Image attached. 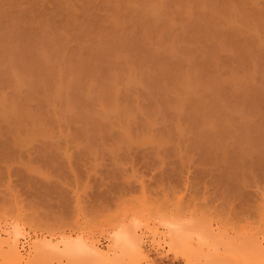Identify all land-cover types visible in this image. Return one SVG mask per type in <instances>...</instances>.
<instances>
[{
    "label": "rangeland",
    "instance_id": "1",
    "mask_svg": "<svg viewBox=\"0 0 264 264\" xmlns=\"http://www.w3.org/2000/svg\"><path fill=\"white\" fill-rule=\"evenodd\" d=\"M0 35V264H208L204 224L264 240V157L234 147L243 123L264 142V0H0Z\"/></svg>",
    "mask_w": 264,
    "mask_h": 264
},
{
    "label": "bare ground",
    "instance_id": "2",
    "mask_svg": "<svg viewBox=\"0 0 264 264\" xmlns=\"http://www.w3.org/2000/svg\"><path fill=\"white\" fill-rule=\"evenodd\" d=\"M203 1H204V0H203ZM205 2H206V1H205ZM148 3H149V2H148ZM196 3H198V2H196ZM199 3H201V2H199ZM205 4H206V3H205ZM148 5H149V4H148ZM150 5H151V4H150ZM203 5H204V4H203ZM151 6H152V5H151ZM149 7H150V6H149ZM14 25H15V24H14ZM15 26H16V25H15ZM11 28H12V27H11ZM12 30H13V29H12ZM4 35H5V34H4ZM4 35H2V37H1V35H0V37L2 38L1 40H3V38H4L3 36H4ZM8 35H9V34H8ZM8 35H7V34L5 35V38H4L5 40H8V39L6 38V36L8 37ZM17 36H18V35H17ZM19 36H20V35H19ZM19 36H18V38H21V37H19ZM22 37H23V36H22ZM27 37H28V36H27ZM12 38L14 39V37H12ZM12 38H11V39H12ZM30 38H31V37H30ZM30 38H29V39H30ZM34 38H35V36H34ZM31 39H32V38H31ZM5 40H3V41H5ZM9 40H10V39H9ZM21 40H22V39H21ZM25 40H27L26 37H25ZM5 42H7V41H5ZM12 42H13V41H12ZM17 42H20V41H17ZM0 43H1V42H0ZM8 43H9V42H8ZM14 43H15V40H14ZM26 43H27V42H26ZM30 43H31V41H30ZM30 43H29V45H30ZM2 44H3V43H2ZM4 44H5V43H4ZM6 45H7V43H6ZM6 47H7V46H6ZM8 47H9V45H8ZM8 47H7V48H8ZM11 47H12V46H11ZM8 49H9V48H8ZM10 49H11V48H10ZM5 50H7V49H5ZM8 51H9V50H8ZM12 51H14L13 48H12ZM27 51L29 52V50H27ZM6 53H7V55L9 54V52H6ZM6 53H5V54H6ZM29 53H30V52H29ZM3 56H4V54H3ZM27 56H28V55H27ZM93 57H94V56H93ZM93 57H92V58H93ZM98 57H100V56H98ZM89 58H90V57H89ZM94 58H95V57H94ZM94 58H93L92 60L95 61L96 63H95V62L93 63V62L91 61L92 63H91L90 65L93 64V66H94V64L97 65V64L99 63V61H98V62L96 61V60H97V56H96V60H94ZM79 59H80V58H79ZM87 59H88V58H87ZM87 59H86V60H87ZM20 60H21V59H20ZM20 60H19V61H20ZM24 60H25V59H24ZM24 60L22 59L21 61H24ZM90 60H91V59H90ZM90 60H88V61H90ZM98 60H100V62H102V61H101L102 59L99 58ZM21 61H20V63H18V66H19V64H20V66H19L20 69H21ZM82 61L84 62L85 60H82ZM103 61H104V60H103ZM45 62H46V61H45ZM78 62H79V61H78ZM34 63H35V62H34ZM48 63H49V61H48ZM102 63H105V62H102ZM102 63H100L99 65H102ZM22 64H25V62L22 63ZM41 64H42V63H41ZM44 64H45V63H44ZM44 64H42V65H44ZM49 64H50V63H49ZM80 64L83 65L82 63H79V65H80ZM207 64H208V63H207ZM25 65H26V64H25ZM27 65L29 66L28 63H27ZM30 65H31V64H30ZM38 65H39V64H38ZM38 65H35V66H38ZM77 65H78V64H77ZM77 65H75V66L78 67L79 65H78V66H77ZM99 65H97V66H99ZM28 66H25V67L23 66V69H22V71H21V73H23V71L26 72V73H24V75L26 74L27 77H28V75H30L29 77H31L32 75H35V73L38 74V75L36 74L37 76L35 75L36 77L34 76L35 78H37V77L40 78L41 76H42V77L45 76V74H43L42 72H39V73L41 74V76H39L40 74H39L38 71L36 70L37 68H35V66H34V67H33L32 65H31V67H30V66L28 67ZM47 66H48V65H47ZM102 66H103V65H102ZM76 67H75V69H76ZM80 67H81V66H80ZM85 67H86L85 64H84V67H81V68H83V71H84V69L86 70V69L88 68L87 70H89V69L91 68V66H90V68H89V67L85 68ZM94 67H96V66H94ZM104 67H105V65H104ZM5 68H6V67H5ZM7 68H9V67H7ZM24 68H26V70H25ZM28 68H29L30 71H31V68H32V69L34 68L33 71H34V70H36V71H34V72L31 71V72H32V74H31V73L29 72V70H27ZM92 68H93V67H92ZM97 68H98V67H97ZM73 69H74V68H73ZM75 69H74V70H75ZM93 69L96 70V68H93ZM101 69H103V67H102ZM17 70H18V69H17ZM74 70L72 71V69H71V70H70L71 72H68V73H70L69 75H71V73H72V75H74V74H73V73H75ZM103 70H105V69H103ZM108 70H109V68H108ZM173 70H174V68H173ZM49 71H50V70H49ZM51 71L54 72L53 70H51ZM76 71H77V70H76ZM78 71H79L80 73H79ZM78 71H77V73H75V74L81 76V72L83 73L82 69H81V71H80V70H78ZM89 71H90V70H89ZM99 71H101V70H99ZM106 71H107V70H106ZM106 71H105V72H106ZM4 72H5V71H4ZM18 72H19V74H20V71H18ZM86 72H87V71H86ZM86 72H84V74H86L87 77L83 74V76H85V80H84V77H83V76L79 77V78H82V77H83V78H82L83 80H81L82 82H84V81L87 82L86 78H89V75H93L94 73H96V71L93 72L92 69H91L90 72H91V73L93 72V74H90V72H89V75H87L88 72H87V73H86ZM8 73L10 74V68H9V72H8ZM29 73H30V74H29ZM45 73H46V72H45ZM102 73H103V72L101 71V74H102ZM27 74H28V75H27ZM48 74H49V72H48ZM48 74H46V75H48ZM50 74H51V72H50ZM50 74H49V75H50ZM55 74H56V73H55ZM98 74H100V73H98ZM104 74H108V72H107V73H104ZM104 74H103V75H104ZM166 74H168V73H166ZM21 75H22V74H21ZM72 75H71V76H72ZM77 75H76V76H77ZM94 75H97V74H94ZM19 76H20V75H19ZM26 76H25V77H26ZM52 76L54 77V74H51V75H50V80H51V81L54 80V78L51 79ZM168 76H169V75H168ZM168 76H167V77H168ZM21 77H22V76H21ZM25 77H24V78H25ZM45 77H47V76H45ZM45 77H44V78H45ZM77 77H78V76H77ZM18 78H19V77H18ZM91 78H92V77H91ZM91 78H90V80H91ZM14 79H15V78H14ZM14 79H13V80H14ZM27 79H28V78H25L24 80L26 81ZM45 79H46V78H45ZM47 79H48V78H47ZM47 79H46V81H47ZM16 80H17V79H16ZM16 80H15V83H16ZM22 80H23V79H22ZM24 80H23V82H24ZM32 80L35 82L34 85H32L33 83H31V82H33V81H31V78H29V79L26 81L25 84H30L32 87L29 85V88H31V89L33 88L32 90L34 91V88H35V90H36V87H33V86L40 85L41 82H40V84H39V81H38V84L36 85V82H37V81L34 80V79H32ZM41 80H43V79L41 78ZM28 81H29L30 83H28ZM46 81H45V82H42V83H44V84H41V85H45L46 87H49V86L46 85L49 81H47V82H46ZM88 81H89V80H88ZM77 82H78V78H77ZM77 82H75V83H77ZM86 82H84L83 84H85ZM17 83H18V82H17ZM17 83H16V84H17ZM51 83H52V82H50V84H51ZM78 83H79V82H78ZM79 84H80V83H79ZM51 85H52V84H51ZM51 85H50V86H51ZM80 85H81V84H80ZM88 85H89V82H88ZM46 87L44 88L45 90L47 89ZM52 87H53V86H52ZM78 87H79V86H78ZM80 87H81V86H80ZM85 87H86V86H85ZM88 87H89V86H88ZM39 88H40V86L37 88L36 92H38V89H39ZM41 88H42V87H41ZM105 88H106V89H107V88H112V89H113V87H111V86H110V87H105ZM48 89H49V88H48ZM74 89H75V88H74ZM81 89H82V87H81ZM83 89H84V86H83ZM106 89H105V90H106ZM50 90H51V89H50ZM50 90H48L49 93H50ZM76 90H78V89H76ZM109 90L111 91V89H109ZM109 90H108V91H109ZM79 91H81V90H79ZM86 91H87V90H86ZM89 91H90V90H89ZM103 91H104V90H103ZM75 92H76V91H75ZM77 92H78V91H77ZM104 92H106V91H104ZM104 92H103L102 94H104ZM47 93H48V92H47ZM81 93H82V92H81ZM108 93L110 94L111 92H108ZM45 94H46V93H45ZM74 94H75V93H74ZM74 94H72V98L74 97ZM77 94H78V93H76V95H77ZM87 94H89V93L87 92ZM100 94H101V93H100ZM105 94L108 95L107 93H105ZM81 95H82V94H81ZM257 95H258V94H257ZM103 96H104V95H103ZM249 96H250V95H249ZM106 97L108 98V96H106ZM75 98L79 99L78 97H75ZM75 98H74V99H75ZM85 98H86V97H85ZM98 98H99V97H98ZM102 98H103V97H102ZM110 98H111V97H110ZM113 98H114V97H113ZM242 98H243V97H242ZM245 98L247 99L246 96H245ZM74 99H73V100H74ZM80 99H81V97H80ZM86 99H87V98H86ZM99 99H100V98H99ZM104 99H105V98H103L102 100H104ZM243 99H244V98H243ZM249 99H250V98H249ZM253 99H255V98H253ZM88 100H89V99H88ZM106 100H107V99H106ZM79 101H80V100H79ZM81 101H82V99H81ZM241 101H242V100H241ZM248 101H249V100H248ZM253 101H254V100H253ZM256 101H257V100H256ZM71 102H73V101H71ZM86 102H87V100H86ZM238 102H240V100H239ZM245 102H246V100H245ZM75 103H78V102H75ZM83 103H84V101H83ZM83 103H82V105H83ZM250 103H252V102H250ZM254 103H255V101H254ZM72 104H74V103H72ZM84 104H85V103H84ZM239 104H240V103H239ZM242 104H243V103H242ZM88 105H89V104H88ZM88 105H87V106H88ZM256 105H257V104H256ZM214 106H215V105H214ZM245 106H246V105H245ZM245 106H244V107H245ZM249 106H250V105H249ZM211 107H212V111H213V105H212ZM215 107H216V106H215ZM215 107H214V110L216 109ZM246 107H247V106H246ZM250 107H251V106H250ZM217 108H218V107H217ZM256 109H257V108H256ZM201 110H202V109H201ZM203 111H204V110H203ZM216 111H217V110H216ZM198 112L201 113L200 110H199ZM198 112H194V114H192V115L196 116L195 114L198 113ZM214 112H215V111H214ZM249 112H250V109H249ZM251 112H252V111H251ZM253 112H255V111H253ZM257 113H258V111H257ZM201 114H202V113H201ZM201 114H200V115H201ZM252 115H253V113H252ZM254 115H255V114H254ZM203 116L205 117V115H203ZM256 116H259V114L256 115ZM191 117H192V116H191ZM196 117H197V116H196ZM199 117H200V116H199ZM201 117H202V115H201ZM91 118H92V117H91ZM194 118H195V117H194ZM197 118H198V117H197ZM197 118H196V119H197ZM80 119H82L81 121H83V118L80 117ZM189 119H190V117H189L187 120H189ZM196 119H195V121H196ZM202 119H203V118H202ZM78 120H79V119H78ZM78 120H77V121H78ZM190 120H191V121H192V120L194 121V119H192V118H191ZM198 120H199V119H198ZM198 120H197V122L200 121V123L202 122V124L198 123L197 125L200 124V125H202L203 127L207 126V125L210 123V122H209V123L207 124L208 121L206 122L205 120H207V119H205V118H204L203 120H199V121H198ZM208 120H209V119H208ZM91 121H93V120H91ZM204 121H205L206 123H205ZM84 122H85V121H83V123H84ZM79 123H80V122H79ZM83 123H82V124H83ZM86 123H88L87 120H86ZM86 123H85V124H86ZM89 123H91L90 125H92V122H89ZM89 123L86 124L87 127L89 126ZM204 123H205V125H203ZM94 124H96V123H94ZM189 124H190V123H189ZM191 124H194V123L191 122ZM191 124H190V125H191ZM210 124H211V123H210ZM239 124H240V123H239ZM239 124H238V125H239ZM243 124H244V123H243ZM243 124H240V125L243 126ZM255 124H256V123H255ZM96 125H97V124H96ZM194 125H195V124H194ZM197 125H196V126H197ZM257 125H258V124H257ZM83 126H84V124H83ZM192 126H193V125H192ZM236 126H237V123H236L235 127H236ZM242 126H241V130H242V128H243L244 126H246V129H245L246 131L243 130L244 132H242V131L239 129V128H240V126H239V128H237V129H239L240 132H241L242 134L240 135V137L234 135V136L238 137V138H235V137H234V138L236 139V140L234 139V141L237 143L236 145H234V147H235V146L238 147V148L240 149V151H239L238 148H237V150H238L239 152H238V151L235 152L236 148H234V149L231 150V151H232V152L234 151L236 155L239 154L240 156L242 155V157H245L244 155H247V157H248V156H251V153H252L251 150H252V148H255V149H258V152H259V153L257 152V153H258L257 156H258V157H264V144H263L264 142L262 141V138H261L262 134H260V133H261L260 130L257 128V129L254 131L252 128L255 129L257 126L251 125V126H253V127H248V128H251V129H248V131L250 132V133H249V132L247 131L248 123H247L246 125H244L243 127H242ZM249 126H250V125H249ZM90 127H91V128L93 127L94 129L96 128V127H94V126H90ZM97 127H98V125H97ZM237 127H238V126H237ZM88 128H89V127H88ZM217 128H220V125H219ZM222 128H223V126H222L221 129L219 130L220 133H221V130H222V132H223V129H225V131H226V129H227V128H225V127H224L223 129H222ZM81 129L86 130L87 128H85V129H84V128H81ZM228 129H229V128H228ZM228 129H227V131H228ZM237 129H236V130H237ZM83 130H81V131H83ZM90 130L93 132L92 129H89L88 132H90ZM251 130H253L254 132L251 131ZM77 131H78V130H77ZM227 131H226V132H227ZM84 132H85V131H83V133H84ZM86 132H87V131H86ZM217 132H218V131H217ZM226 132H225V133H226ZM236 132H237V135H238V131H236ZM240 132H239V133H240ZM246 132H247V133H246ZM200 133H201V131H200ZM206 133H207V131L205 132V135H206ZM230 133H231V132H230ZM248 133H249V134H248ZM80 134H81V133H80ZM89 134H90V133H89ZM202 134H203V133H202ZM207 134H208V133H207ZM222 134H223V133H222ZM231 134H232V133H231ZM231 134H230V136H229L230 138L233 136V135L231 136ZM85 135H86V134H85ZM199 135H200V134H198L197 136L199 137ZM203 135H204V134H203ZM203 135H202V136H203ZM205 135L203 136L202 140H204ZM208 135H209V136H210V135L212 136L213 133H212V134H208ZM215 135H216V134H215ZM219 135H221V134H219ZM225 135H226V136H225ZM228 135H229V132H228ZM228 135H227V134H224L225 139H226V137H227ZM83 136H84V134H83ZM86 136H87V135H86ZM211 136H210V137H211ZM213 136H214V135H213ZM198 137H196V138H198ZM214 137H215V136H214ZM218 137H220V136H218ZM194 138H195V137H194ZM194 138H193V139H194ZM199 138H201V136H200ZM208 138H209V137H207V139H208ZM263 138H264V136H263ZM211 139L213 140V142H215L214 139H216V138H214V139L211 138ZM222 139H224V138H222ZM225 139H224V141H225ZM231 139H232V138H231ZM197 140H199V141H197ZM202 140L200 141V139H196V140L194 139V142H195V141H196V143L199 142V144L197 143V144H198L197 146H199L200 144H202ZM208 140H210V138H209ZM208 140H207V141H208ZM212 140H210V142H212ZM220 140H221V139H220ZM220 140H219V141H220ZM263 140H264V139H263ZM205 141H206V138H205ZM205 141H204V142H205ZM222 141H223V140H222ZM222 141H221V142H222ZM261 141H262V142H261ZM208 142H209V141H208ZM213 142H212V146H213ZM221 142H220V143H221ZM196 143H193V144H196ZM217 143H218V142H217ZM203 144H204V147H209V146H207L208 144H207L206 142L203 143ZM203 144H202V145H203ZM205 144H206V145H205ZM209 144H210V143H209ZM215 144H216V143H215ZM222 144H223V143H221L220 146H221ZM202 145H201V146H202ZM217 145H218V144H217ZM192 146H193V145H192ZM194 146H195V145H194ZM201 146H200V148H201ZM204 147L201 148V149H204ZM210 147H211V146H210ZM213 147H214V148H213ZM213 147H212L213 149H216L215 147H217V146H213ZM232 147H233V146H232ZM194 148H196V146H195ZM200 148H198V150H199ZM218 148L220 149V152H222V151H221V148H222V147L220 148L219 145H218V147H217V149H216L215 151H218V150H219ZM206 149H208L209 151H208V150H203V151H205V152L208 151V153H210V149H209V148H206ZM222 150H223V148H222ZM226 150H227V149H226ZM226 150H225V151H226ZM213 151H214V150H212V152H213ZM231 151H230V152H231ZM248 151H250L251 153H249ZM228 152H229V151H227V155H228ZM240 152H241L242 154H241ZM247 153H248L249 155H248ZM214 154H215V153H214ZM224 154H225V153H224ZM224 154H223V155H224ZM235 154H234V155H235ZM223 155H222V156H223ZM236 155H235V156H236ZM219 156H220V155H219ZM235 156H234V157H235ZM220 157H221V156H220ZM220 157H219V158H220ZM229 157H231V159H232V161H233V154H232V153H230V156H229ZM229 157H226V154H225V158H228V159H229ZM236 157H238V159L236 158V160H242V159H243V158L240 159L239 156H236ZM258 157H257V158H258ZM224 160H225V159H224ZM236 160H235V163L238 162V161L236 162ZM225 161H226V160H225ZM229 161L231 162V160H229ZM227 162H228V161H227ZM260 162L263 163L264 160H263V161L260 160ZM232 163H233V162H232ZM232 163H231V164H232ZM225 164H227V163H225ZM228 164H230V163H228ZM256 164H257V162H256ZM258 164H259V163H258ZM232 165H233V164H232ZM241 165H243V164H241ZM228 166H229V165H228ZM235 166L238 167V165H235ZM235 166H234V167H235ZM243 166H245V165H243ZM243 166H240V168L243 167ZM224 167H225V166H224ZM237 167H235L234 170H236V171L238 172ZM230 168H231V167H230ZM238 168H239V167H238ZM240 168H239V170H240ZM243 168H244V167H243ZM223 169H224V168H223ZM227 169H228V168H227ZM227 169H226V170H227ZM231 170H233V168H231ZM234 170H233V171H234ZM227 171H229V169H228ZM230 173H231V172H230ZM232 173H233V172H232ZM235 173H236V172H235ZM226 174H228V172H227ZM226 174H225V175H226ZM234 175H235V174H233L232 176H234ZM223 176H224V175H223ZM226 176H227L226 178L229 177V175H226ZM224 177H225V176H224ZM220 178H221V177H220ZM228 179H229V178H228ZM223 180H224V179H223ZM225 180H226V179H225ZM206 215H207V214H206ZM204 216H205V215H204ZM186 219H187V218H186ZM192 219H193V218H192ZM205 219H206V218H205ZM190 220H191V219H190ZM194 220H195V219H194ZM187 221H188V220H187ZM191 221H192V220H191ZM198 221H199V219H198ZM204 221H205V220H204ZM208 221H209V220H208ZM193 222H194V221H193ZM198 223H199V222H198ZM198 223H197V225H198ZM206 223L209 224V222H206ZM190 224H191V223H190ZM190 224H189V225H190ZM220 224H221V223H219L218 225H220ZM181 225H183V226H182L183 229H188V228L185 227V224H180V227H181ZM189 225H188V226H189ZM201 225H202V224H201ZM188 226H187V227H188ZM190 226L193 227V228H195V227L197 228V226H196V225L194 226L193 224H191ZM190 226H189V227H190ZM205 226H206L205 224H204V227H202V228H201V226H200V227L198 226V227L200 228V231H201V230L203 231V233H202V231H201L202 234L200 233V231H199V233H198V235L200 234V238H201V235H202L203 237H206V236H207V237H208L207 240L209 239V240H211L212 244H216V246H219L223 241L220 240V239L218 240V237L215 235L216 233L213 234V232H211L212 229L209 228V227H210L209 225L206 226V228H208L209 231L205 228ZM224 226H225V225H224ZM224 226H222V227H224ZM196 228H195L194 230H197V231H198L199 229H196ZM204 228H205V229H204ZM220 228H221V227H220ZM227 228H228V227H227ZM170 229H171V231H174L173 228H170ZM183 229H182L181 231H179V233H182V235H183V231H184V232H185V231L189 232L188 230H183ZM191 229H192V228H190V231H191V232L193 231V233L195 234V231H194L193 229H192V230H191ZM132 230H133V229H132ZM204 230H205V232H204ZM133 231H135V230H133ZM176 231H177V230H176ZM206 231H207V232H206ZM224 232H225V231H224ZM193 233H192V236H193ZM205 233H206V234H209V235H206ZM218 233H219V232H218ZM230 233H231V232H230ZM184 234H185V233H184ZM210 234H211V235H210ZM224 234H225V233H224ZM134 235H135V234H134ZM180 235H181V234H180ZM187 235H188V233H186L184 236L186 237ZM189 235H190V232H189ZM195 235H197V233H196ZM212 235H213V236H212ZM250 235H251V234H250ZM250 235H249V236H246V235H245L244 237L240 238L241 240H237V241H240V242H237V243L234 242V240H233V243L230 242V240H232L233 238H232V239L229 238V239H230V240L228 239L229 242H228V241H227V242H223V245H220V246H221L220 248H222L221 251L224 253V254H222V255L226 256V258H223V256H222V257H221V256H220V257H218V256L215 257L213 251H214V248H216V247H214V245H212L211 242H210V246H208V247H210L209 250H212V249H213V251H211V252L209 253V254H211V256H210V255H209V256L207 255V256H208V257H207V258H208L207 263H208V264H230L229 262H226V259H227V260H231L230 258L228 259L227 256H229V257H231L232 259H234V262L237 261L239 264H264V245H263V244H264V242H263L264 240L261 239V240H262V241H261V240H259L258 238L253 237V236H250ZM214 236H215V237H214ZM185 237H184V239H188V236H187L186 238H185ZM194 237H195V236H194ZM216 237H217V238H216ZM224 237H225V235H223V238H224ZM191 238H192V237H191ZM210 238H211V239H210ZM236 238H238V237H236ZM262 238H263V237H262ZM136 239H137V240H136V243L139 244V241H140L139 238L136 237ZM198 239H199V238H198ZM198 239H196V240L198 241ZM215 239H216V240H215ZM263 239H264V238H263ZM189 240H190V239H189ZM201 240H202V239H201ZM203 240L206 241V238H205V239L203 238ZM224 240H225V239H224ZM187 241H188V240H187ZM219 241H220V242H219ZM195 242H196V241H195ZM202 242H203V241H202ZM213 242H214V243H213ZM215 242H216V243H215ZM217 242H218V245H217ZM199 243H201V242H199ZM235 243H236V244H235ZM13 244H14V243H13ZM88 244H89V243H88ZM138 244H137V245H138ZM224 244H225V247H224ZM237 244H238V245H237ZM14 245H15V244H14ZM14 245H12L14 248L11 246L12 248H10V250H8L9 253H10V255H11V257H9V258H10V260H12V262H11L12 264H13V263H14V264H19V263L21 262V259H22L23 257L19 260L20 257H19L18 254H17L18 250H17V252H16L15 249H16L17 247L15 248ZM93 245H95V244H91V246L89 245V247H88L87 249H85L86 247H84V248H80L79 251H80L81 253H84L83 250H85V252L88 254V256L91 257V258H89V259H92V258H95V257L103 256L104 254L101 253L100 251H98V249H96ZM96 245H97V244H96ZM202 245H203V243H202ZM235 245H236V246H235ZM86 246H88V245H86ZM139 246H140V245H139ZM198 246H200V244H199ZM222 246H223L224 248H223ZM208 247H206V248H208ZM211 247H212V249H211ZM213 247H214V248H213ZM187 248H188V246H187ZM204 248H205V247H204ZM216 249H217V248H216ZM81 250H82V251H81ZM191 250H192V249H191ZM223 250H224V251H223ZM215 251H218V250H215ZM215 251H214V252H215ZM99 252H100V253H99ZM225 252H226V253H225ZM227 252H228V255H227ZM9 253H8V254H9ZM229 253H230V254L232 253V254L229 255ZM84 254H85V253H84ZM102 254H103V255H102ZM212 254H213V255H212ZM215 254H216V252H215ZM217 254H218V253H217ZM225 254H226V255H225ZM85 255H86V254H85ZM232 255H233L234 257H232ZM104 257H105V256H104ZM11 258H12V259H11ZM103 259H105V258H103ZM103 259H102V261H104ZM221 259H222V260H221ZM97 260H98V259H97ZM100 260H101V259H100ZM100 260H98V261H100ZM232 261H233V260H232ZM237 262H236V263H237ZM205 263H206V262H205Z\"/></svg>",
    "mask_w": 264,
    "mask_h": 264
}]
</instances>
